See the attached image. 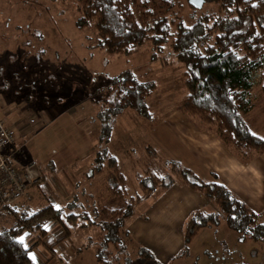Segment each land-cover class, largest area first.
I'll return each instance as SVG.
<instances>
[{
    "label": "rangeland",
    "instance_id": "rangeland-1",
    "mask_svg": "<svg viewBox=\"0 0 264 264\" xmlns=\"http://www.w3.org/2000/svg\"><path fill=\"white\" fill-rule=\"evenodd\" d=\"M178 2L179 7L174 11L185 24L190 23L191 11L185 0ZM77 8V0H0V100L5 113H16L11 121L5 116L1 120L13 129L15 140L12 145L20 148L17 163L35 162L40 166L38 174L30 177L28 197L17 200L19 204H26L31 212L48 204L58 207L69 201L77 188L88 201H81L86 209L99 202L113 201L107 191L105 174L91 180L84 175L91 165L93 153L101 147L116 158L126 181V197L141 194L139 182L148 180V172H159L161 176L170 173L171 165L166 163L168 159H176L170 148L183 149V157L193 162V172L210 179L203 169L207 166L196 160V148H204L199 135L215 140L216 148L221 146L232 155L235 152L220 142L213 127L175 109L185 93L181 66L171 61L168 52L151 61L148 44L124 58L99 52L92 48L94 31L75 27L80 16ZM200 11L215 12L216 6L204 3ZM124 70H132L139 81L155 84L152 95L141 101L151 115L144 118L135 110L125 109L113 121L107 143L100 146L97 141L99 124L94 118L95 103L100 98L95 92ZM253 90L258 93V85ZM45 107L55 108L50 119L45 116ZM33 116L39 120L31 124L29 120ZM58 118L62 119L59 121ZM56 122L33 138L37 124L43 127ZM29 141V148L39 152L42 162L48 157L54 160L52 163L58 168L57 172L26 156L23 148H27ZM64 153L73 156L74 162L59 161ZM241 154L234 157L245 163L264 153L250 149ZM179 161L177 163L183 166V161ZM262 178L257 179L255 174L247 194L232 193L257 212L264 206ZM175 180L174 192L170 193L172 189L169 188L155 191L137 204L134 215L127 222V231L132 238L129 250L133 264H145L137 256L138 246L149 249L158 264H264V245L238 242L235 234L224 225L222 214L219 226L200 230L189 244H185L183 232L190 216L186 218L185 214V218H179L185 219L182 224L175 220L178 216L194 207L207 212L220 211L213 201L191 190L179 178ZM166 193H170V197L176 195L173 204L166 200L167 196L164 198ZM11 223L12 217L0 209V229ZM45 229L42 237L37 232H28L24 238L27 247L34 248L30 253L35 257H31L35 263L95 264L91 250L77 253V248L82 241L96 236V228L76 229L68 237H63L64 231L57 222H48Z\"/></svg>",
    "mask_w": 264,
    "mask_h": 264
},
{
    "label": "trees",
    "instance_id": "trees-1",
    "mask_svg": "<svg viewBox=\"0 0 264 264\" xmlns=\"http://www.w3.org/2000/svg\"><path fill=\"white\" fill-rule=\"evenodd\" d=\"M178 1L77 0L80 16L75 27L93 30L92 48L110 56H130L144 44L150 47L151 61L168 52L171 61L182 68L185 90L175 109L213 127L220 142L234 155L250 149L264 153V139L252 133L244 121L253 100L264 95V0H204L216 6L211 13L195 10L185 0L191 11L188 24L174 11ZM137 80L132 70H124L95 92L100 98L94 117L99 124L100 146L107 143L113 121L125 109L135 110L144 118L151 115L141 101L152 95L155 84ZM256 85L258 93L253 90ZM166 165H171L170 173L161 176L148 172V180L139 182L141 194L126 197V181L116 158L102 147L96 149L84 175L91 180L105 174L113 201L86 209L81 202L83 193L77 188L70 200L58 207L48 204L35 212L26 204L17 205L19 202L0 207L12 217L11 225L0 229V264H37L29 256L33 247L21 244L19 238L26 232L44 236L48 222H57L63 237L76 229L96 228V236L77 248V253L91 250L95 264H133L129 250L132 238L126 224L137 204L157 190H167L176 178L213 201L220 211H194L184 227L185 244L200 230L219 226L222 214L224 225L238 242L264 245V206L258 212L249 209L213 173L212 181L204 182L175 160H168ZM137 256L145 264H158L145 247H137Z\"/></svg>",
    "mask_w": 264,
    "mask_h": 264
},
{
    "label": "crops",
    "instance_id": "crops-1",
    "mask_svg": "<svg viewBox=\"0 0 264 264\" xmlns=\"http://www.w3.org/2000/svg\"><path fill=\"white\" fill-rule=\"evenodd\" d=\"M13 96H15V95L13 94ZM1 100H0V108L3 111L0 112V119L6 117V119L11 121L13 119V116L16 113H10V114L5 113V110L2 106L3 101H1ZM44 111L45 112L47 111V114L45 116L47 118H49V117L51 118V115L53 116V112L55 111V108L54 107H45ZM3 116H5V117H3ZM35 116L38 117L37 115H35ZM58 119H56V120H58ZM61 119H59V121ZM36 120H39V118H34V116H33V119L31 118L29 120V123L32 124ZM54 120H55V117H53V121ZM244 121L248 124L252 133H254V134L258 135L259 137H261L262 139H264V96L257 98L253 102L252 109L247 114L244 115ZM51 122H52V120H51ZM58 122L51 123L49 126H43V127L38 126V124H37L36 127H38V128H36V132L33 134V138H34V136H38L39 134H41L43 131L50 129L51 127L56 125ZM5 124L10 126V124L8 122H6ZM31 124H28V125H31ZM195 137L197 139L198 135H196ZM199 141L203 144L204 148H196L197 152H198L196 160H198V162H200V164H202V166H204V165L207 166L206 168H203L205 170V173L207 174V176L210 177L211 173L215 174L216 178L218 180H220V182H222L229 190H231L232 193L235 192L237 194H241V192H244L247 194V192L250 191L249 188L251 187L249 183L252 182L253 178L255 177V174H256V178L260 179V180H261L262 176L264 175V162L261 163V161H264V154L260 155L258 159H255V160L251 159L250 161H246L245 163H241L236 159V157H234V155H232L230 152H228L225 148H222L221 146L216 148L215 140L214 141L210 140L207 137V135H199ZM30 142L31 141L28 142L29 144H28L27 148H23V149H25L26 156L30 159H34L38 163L41 162V163H45V164H51L50 167L49 168L47 167V168L51 169L54 172H57L58 168H56L55 164L52 163V161H54V160L50 159V157H48V158L46 157L47 160L44 158V161L42 162L38 157L39 152L37 153L32 148H29ZM92 142L94 143V141H92ZM12 144L7 146L3 152H4V154H12L15 158H18L20 155V152L14 153L16 148ZM186 149L191 151L192 148H186ZM170 151L176 155L175 156L176 159H174L175 161H179L178 159L181 158L182 160L180 159L179 162L181 163L183 161V166H185L184 163L186 165L188 164L186 167L192 171L194 170V168L192 167V164H191L193 162L191 160H189L188 158L183 157V154H185L183 149H181V148H170ZM72 158H73V156L67 155L66 153H64L63 157L61 159H59V158L58 159H59V161H67L68 160L67 162H72ZM168 160H173V159H168ZM48 162H50V163H48ZM205 162H207L208 164H206ZM195 173L197 174V172H195ZM199 177L204 182L212 181V178H210V179H208V177L203 178V177H201V175ZM238 185H239L240 190H238L239 189ZM169 189H172V190H170V193L174 192L173 186H171ZM169 189H167V190H169ZM170 193H168V194L166 193L164 195V198L167 196L166 200H168V201L170 200L173 204V202H174L173 199L175 198L176 195H174L173 197H170L169 196ZM17 205L22 206L25 204H19L18 203ZM196 209H198V208L194 207L192 210L187 211L188 213H183L180 216H178V214H176L175 216H178V217L175 220H180L179 218H182L183 216L185 218L186 215H187L186 216V218H187ZM202 211H208V210L204 209ZM184 220L185 219H182V221H184ZM171 221L173 222V224L177 225V223L173 219ZM182 221L180 220L181 224H182ZM178 226H179L178 230L181 231L180 225H178ZM24 238H26V235L24 236ZM63 257H66V256L64 255Z\"/></svg>",
    "mask_w": 264,
    "mask_h": 264
},
{
    "label": "built area",
    "instance_id": "built-area-1",
    "mask_svg": "<svg viewBox=\"0 0 264 264\" xmlns=\"http://www.w3.org/2000/svg\"><path fill=\"white\" fill-rule=\"evenodd\" d=\"M14 132L11 126L0 119V207H10L17 200L28 197L30 177L38 174L39 165L28 162L19 165L12 154H4V149L13 143ZM16 148L14 153H19ZM31 233V232H30ZM26 232L23 236L27 235Z\"/></svg>",
    "mask_w": 264,
    "mask_h": 264
},
{
    "label": "water",
    "instance_id": "water-1",
    "mask_svg": "<svg viewBox=\"0 0 264 264\" xmlns=\"http://www.w3.org/2000/svg\"><path fill=\"white\" fill-rule=\"evenodd\" d=\"M204 4V0H188V5H190L195 10H200Z\"/></svg>",
    "mask_w": 264,
    "mask_h": 264
},
{
    "label": "snow or ice",
    "instance_id": "snow-or-ice-1",
    "mask_svg": "<svg viewBox=\"0 0 264 264\" xmlns=\"http://www.w3.org/2000/svg\"><path fill=\"white\" fill-rule=\"evenodd\" d=\"M19 242L21 243V244H23L24 243V237H20L19 238ZM26 247V246H25ZM29 255H30V257H32L33 259H35V257L31 254V253H29Z\"/></svg>",
    "mask_w": 264,
    "mask_h": 264
}]
</instances>
